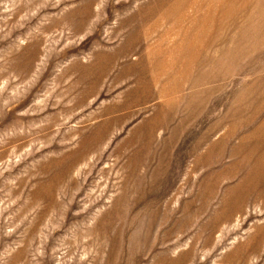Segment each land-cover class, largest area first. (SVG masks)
<instances>
[{
    "label": "rangeland",
    "instance_id": "rangeland-1",
    "mask_svg": "<svg viewBox=\"0 0 264 264\" xmlns=\"http://www.w3.org/2000/svg\"><path fill=\"white\" fill-rule=\"evenodd\" d=\"M0 264H264V0H0Z\"/></svg>",
    "mask_w": 264,
    "mask_h": 264
},
{
    "label": "bare ground",
    "instance_id": "bare-ground-1",
    "mask_svg": "<svg viewBox=\"0 0 264 264\" xmlns=\"http://www.w3.org/2000/svg\"><path fill=\"white\" fill-rule=\"evenodd\" d=\"M192 56V55H191ZM253 181V180H252ZM241 200V199H240Z\"/></svg>",
    "mask_w": 264,
    "mask_h": 264
}]
</instances>
